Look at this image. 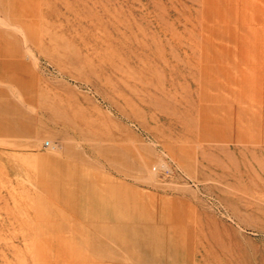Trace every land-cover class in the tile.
Returning a JSON list of instances; mask_svg holds the SVG:
<instances>
[{
    "label": "rangeland",
    "instance_id": "374dc122",
    "mask_svg": "<svg viewBox=\"0 0 264 264\" xmlns=\"http://www.w3.org/2000/svg\"><path fill=\"white\" fill-rule=\"evenodd\" d=\"M59 250L264 264V0H0V264Z\"/></svg>",
    "mask_w": 264,
    "mask_h": 264
},
{
    "label": "crops",
    "instance_id": "0c3cea01",
    "mask_svg": "<svg viewBox=\"0 0 264 264\" xmlns=\"http://www.w3.org/2000/svg\"><path fill=\"white\" fill-rule=\"evenodd\" d=\"M60 257L62 258H67V259H71V260H75L74 262H67V263H62V264H80L77 260H81L82 257H80V255L76 254L75 252L69 251V250H59Z\"/></svg>",
    "mask_w": 264,
    "mask_h": 264
},
{
    "label": "bare ground",
    "instance_id": "6f19581e",
    "mask_svg": "<svg viewBox=\"0 0 264 264\" xmlns=\"http://www.w3.org/2000/svg\"><path fill=\"white\" fill-rule=\"evenodd\" d=\"M227 232V231H226ZM225 239V238H224ZM227 240H229V242L231 241V239L230 238H228ZM214 243V242H213ZM217 244H219V245H224V246H227V244H226V242L225 243H222V242H218V240H217ZM214 245V244H213ZM227 247H230V246H227ZM223 248V247H222ZM222 254V253H221Z\"/></svg>",
    "mask_w": 264,
    "mask_h": 264
}]
</instances>
